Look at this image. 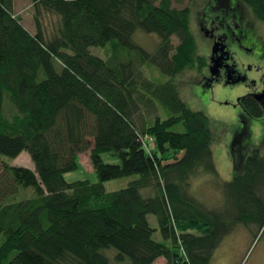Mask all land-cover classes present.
Returning a JSON list of instances; mask_svg holds the SVG:
<instances>
[{"label":"trees","instance_id":"16d2710c","mask_svg":"<svg viewBox=\"0 0 264 264\" xmlns=\"http://www.w3.org/2000/svg\"><path fill=\"white\" fill-rule=\"evenodd\" d=\"M15 1L0 0V264H110L106 249L116 264H211L238 226L264 238V156L245 143L246 127L231 141V181L213 182L221 204L194 192V181L218 174L209 120L176 81L207 65L190 8L177 7L186 0H27L33 34ZM240 2L264 22V0ZM136 31L158 37L153 53ZM149 67L168 79L149 80ZM237 104L246 125L264 118L251 96ZM22 153L33 170L11 165ZM104 153L120 165L103 163ZM85 154L98 182H66Z\"/></svg>","mask_w":264,"mask_h":264},{"label":"rangeland","instance_id":"374dc122","mask_svg":"<svg viewBox=\"0 0 264 264\" xmlns=\"http://www.w3.org/2000/svg\"><path fill=\"white\" fill-rule=\"evenodd\" d=\"M188 6L190 8V29L195 39L197 54L206 59L207 63L211 58L213 42L212 38L216 36H227L235 46L241 39L240 30L238 29L236 18L244 23V11L252 21V30L264 39V22L255 20L250 10L243 6L240 0H186L185 3L178 8ZM15 15L19 17L24 28L34 33V27L31 18V6L27 0H16ZM248 20V19H247ZM251 30V29H250ZM245 35V33H244ZM255 36V35H254ZM212 37V38H211ZM134 42L142 47L148 53L155 51L158 43V37L154 34H144L136 31L133 36ZM175 42L176 40L173 39ZM258 43V40H256ZM250 40L242 39L241 44L244 49H252ZM262 47L264 41L261 42ZM221 45H223L221 43ZM224 46V45H223ZM262 49V48H261ZM225 50V46H224ZM91 53L96 56H103L101 50L92 48ZM258 54V52H257ZM261 53L259 52L258 56ZM264 61L260 59L259 64ZM242 65V66H241ZM245 66L254 69L256 63L251 59H247ZM237 67L243 70L244 58L241 63H237ZM205 69L198 71L196 69L187 70L181 76L176 78L179 91L185 103L194 111H201L208 118L212 131V155L218 178L213 179L209 175H205L202 179L193 183L194 192L198 198L207 206H215L221 204V192L213 183L231 181L234 171L230 159V145L235 135L242 127H246L249 131V138L245 141L249 147L259 149L264 156V118L251 119L247 125L241 121L240 107H235V101L238 98L248 94L250 88L247 86L251 80H256L258 73L249 72L248 78L244 82H238L232 86H225L223 83H214L212 86L207 85L203 78ZM146 77L156 83H162L168 78L161 75L154 67L146 69ZM162 118L169 116L167 112L161 110ZM183 129L178 128L181 132ZM0 159H3L0 157ZM101 160L105 164L120 165L118 158L107 153L101 155ZM79 167L76 171L64 174V180L68 183L75 181L87 180L90 183L98 182L96 174L93 172L87 154L80 155L78 158ZM15 167H26L34 169L27 153H22L11 163ZM0 166V172H1ZM134 177L110 180L104 183L107 191H116L123 189ZM23 192V191H22ZM26 197L31 195L30 191H26ZM21 195L18 199L26 197ZM150 225L155 228L157 226L154 216H148ZM156 241H162L160 234H154ZM109 260L110 264H116L114 256L116 251L106 249L102 252ZM118 264V263H117ZM122 264H129L125 261ZM211 264H264V238H257L251 234V231L243 226H238L234 232L226 236L219 247L214 251Z\"/></svg>","mask_w":264,"mask_h":264},{"label":"flooded vegetation","instance_id":"af4514ba","mask_svg":"<svg viewBox=\"0 0 264 264\" xmlns=\"http://www.w3.org/2000/svg\"><path fill=\"white\" fill-rule=\"evenodd\" d=\"M235 20H236L235 22H237V26L239 25L238 29L240 30L239 32L241 35V39L237 40L239 45L235 46L232 43V41H230V38H227V36H216L213 38L211 37L213 42L212 44L216 43L217 41H220V43H222L225 46V50H224L225 54H223L221 60H219L217 64L218 69L215 71V75H211L210 69L212 65L210 64V60L208 61L206 67L204 68L205 71L203 73V78L205 79L207 85L212 86L214 83H223L225 86H232L234 84H237L238 82L246 81V79L248 78V73L254 71L258 73V76L256 80H251L247 85L250 88L247 95L253 98L254 94H259L264 89V61H262L259 64L260 59H263L264 56V46L262 47L261 44V42H263L264 39L261 38V36L257 35L254 29L252 30V26H251L252 21H249V17L245 11H244V23L238 21L237 18ZM244 38H246L247 41L248 39L251 41L250 44L253 46L252 49H244V47L241 44V41ZM256 40H258V43ZM257 52L258 54L259 52L261 54L258 56ZM243 58H244V67L242 70L237 67V63H241ZM247 59H251L256 63L254 69L245 66ZM239 99L240 98H238L235 101V104L232 105L238 107L237 103ZM253 100L257 102L254 98ZM257 103L261 107L264 106V104H261L259 102Z\"/></svg>","mask_w":264,"mask_h":264},{"label":"water","instance_id":"95a60500","mask_svg":"<svg viewBox=\"0 0 264 264\" xmlns=\"http://www.w3.org/2000/svg\"><path fill=\"white\" fill-rule=\"evenodd\" d=\"M223 54H225L224 46L221 45L220 41H217L216 43L213 44L212 47V53H211L212 58L210 59V64L212 65L210 69L211 75H215V71L218 69L217 64L219 60H221ZM253 98L257 102L264 104V89L259 94H254Z\"/></svg>","mask_w":264,"mask_h":264},{"label":"crops","instance_id":"0c3cea01","mask_svg":"<svg viewBox=\"0 0 264 264\" xmlns=\"http://www.w3.org/2000/svg\"><path fill=\"white\" fill-rule=\"evenodd\" d=\"M154 264H165L164 259H158Z\"/></svg>","mask_w":264,"mask_h":264}]
</instances>
